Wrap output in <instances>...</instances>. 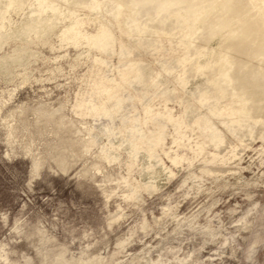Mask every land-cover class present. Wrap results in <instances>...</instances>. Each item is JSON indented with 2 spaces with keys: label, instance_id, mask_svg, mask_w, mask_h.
Listing matches in <instances>:
<instances>
[{
  "label": "rangeland",
  "instance_id": "rangeland-1",
  "mask_svg": "<svg viewBox=\"0 0 264 264\" xmlns=\"http://www.w3.org/2000/svg\"><path fill=\"white\" fill-rule=\"evenodd\" d=\"M99 1L109 22L81 8L70 39L73 15L22 35L36 0L0 17V264H264V128L203 90L217 84L204 52L193 74L188 57L217 7L240 48L264 51V13L215 0L190 26L174 14L172 35L134 34L133 7L113 18ZM139 1L146 14L161 2ZM261 76L244 77L248 92L264 93Z\"/></svg>",
  "mask_w": 264,
  "mask_h": 264
},
{
  "label": "bare ground",
  "instance_id": "bare-ground-1",
  "mask_svg": "<svg viewBox=\"0 0 264 264\" xmlns=\"http://www.w3.org/2000/svg\"><path fill=\"white\" fill-rule=\"evenodd\" d=\"M15 1L16 0H0V17L2 14H5L6 6L14 7L13 3ZM17 1L21 7L24 6L26 2V0ZM194 1L198 2L195 3ZM214 1L215 0H192L191 9H186L183 6V0H161L160 4H158V7L156 8L157 10L155 14L151 12L146 14L144 13V10L147 9V7L145 8V5H141V1L139 0H106V13H108V15L113 18H118L121 15V11L124 7L131 6L134 8L133 18L129 19L128 25L134 34H139L143 30L147 32L154 30V28H159L163 32L172 35V31L175 28V20L172 19L174 14L179 16V26H190L194 24L196 18L202 14L203 10L205 9L204 7L212 4ZM221 1L222 4L227 2V0ZM205 4L207 5L203 6ZM251 5H253L254 9H256L253 14H260V12L264 13V0H251ZM88 7H90V9L94 12L93 15L96 14L101 17L100 19H102V23L106 24L109 22V20L105 17L104 12H102L101 3L99 0H36V4L32 5L31 7V15L29 16L26 29L23 31L22 35L27 36L30 31L45 33L46 31L57 27L59 23L62 22V20L73 15L74 19L71 26L63 31V36L67 39H70L68 31L73 29L74 24L82 21L80 9ZM222 14L223 10H220V8L217 7L215 12L212 11V15L206 20L205 25L199 24L197 26L196 33L192 39V50L188 55L189 58L194 60V64H192V67L190 66L192 71L191 73L193 74L197 63V58L200 56L201 52H204L201 64L202 75L207 76L206 80L211 78L215 79L217 84H205L203 90L205 89L209 93H226L224 100L226 103L227 101H230L236 104L237 112L244 119V126H246L247 129L254 128L257 131L258 127L264 128V93L248 92L247 84H243V81L244 77H249L251 72H254L255 74L258 73L262 75V89H264V51H252L253 47L255 46L254 44L252 46L249 45L247 48L243 46L241 47V50L240 46L243 45L242 42L244 40L241 37L236 38L239 35V31H237V29L233 26L235 20H226ZM212 16L214 17L212 18ZM151 19H154L156 22L152 23ZM209 25L211 26V29L208 28ZM167 26L170 28H167ZM3 27V24L0 22V47L2 44L1 42H3ZM109 30L112 31V29ZM211 33L212 35L209 36ZM101 36L104 37L103 40L105 43V51L113 52V38L108 37L109 33L105 35L102 34ZM146 37L148 38V36ZM210 37L216 38L218 40V48L216 52L212 54L209 52L210 45L208 40ZM156 38L157 35L154 34L153 39ZM203 38L205 39V42H199L203 40ZM74 43H76V41ZM241 53V56L246 57L247 59L248 57L246 55L251 56L249 62L252 63H250V65L247 64V62L239 63ZM129 54L130 52H126L125 50H122L121 52L122 56ZM209 60L212 61L213 70L212 72L205 73L203 71V66L204 63ZM0 61H2V59H0ZM244 67L246 69H244ZM160 77H162V75ZM190 77L191 75L188 77L189 80ZM139 78H144V75L140 73ZM199 91L200 90L198 88V92ZM220 107L221 106H219V108ZM215 109L217 108L215 107ZM192 110V112H194L196 109L193 108ZM234 123L229 121L224 122L225 125L238 126ZM231 128L233 129V127ZM245 132H247V130L241 131V133ZM213 140L215 145H218L219 143L224 144V142H226V140L221 135H219L218 132L213 134Z\"/></svg>",
  "mask_w": 264,
  "mask_h": 264
}]
</instances>
